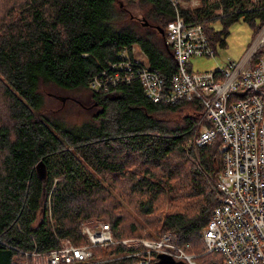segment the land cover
<instances>
[{"label":"trees","instance_id":"obj_1","mask_svg":"<svg viewBox=\"0 0 264 264\" xmlns=\"http://www.w3.org/2000/svg\"><path fill=\"white\" fill-rule=\"evenodd\" d=\"M123 1L15 0V16L0 23V264H19L23 252L56 249L64 239L81 245L80 225L92 218L106 222L117 242L145 236L143 223L151 228L155 222L157 236L150 239L171 232L186 252H206L202 230L218 203L222 163L219 139L186 147L201 106L152 103L137 79L114 92L91 91L87 84L133 45L168 80L176 64L164 30L176 12L200 24L214 48L239 20L254 38L264 26V0H198L193 8L179 7V0H139L149 6L155 26L145 25L155 29L153 37L121 8ZM42 83L86 94L96 111L79 124L66 122L44 110ZM178 113L180 120L171 117ZM40 160L44 179L35 172ZM161 202L167 209L155 215ZM115 244L93 249L98 258L119 255L114 262L92 264L135 261L127 256L135 247ZM200 257V264H223L218 253Z\"/></svg>","mask_w":264,"mask_h":264},{"label":"built area","instance_id":"obj_2","mask_svg":"<svg viewBox=\"0 0 264 264\" xmlns=\"http://www.w3.org/2000/svg\"><path fill=\"white\" fill-rule=\"evenodd\" d=\"M164 33L176 64L168 80L150 69L132 46L131 51L118 52V60L91 77L87 86L95 92H114L118 84L137 79L152 103L201 106L198 128L186 147L196 149L219 139L222 163L216 182L218 203L202 230L205 251L220 254L223 264H264V26L240 60L204 72L188 67L191 58L215 55L200 24L186 23L176 12ZM80 232L83 244L64 239L56 249L23 252L25 259L19 264H92L94 248L114 243L136 248L127 255L135 257L132 264H152L158 253L195 264L193 254L178 246L171 232L151 240L117 242L109 225L97 220L82 222Z\"/></svg>","mask_w":264,"mask_h":264},{"label":"rangeland","instance_id":"obj_3","mask_svg":"<svg viewBox=\"0 0 264 264\" xmlns=\"http://www.w3.org/2000/svg\"><path fill=\"white\" fill-rule=\"evenodd\" d=\"M198 0H179L177 1V5L181 8H193L198 5ZM121 8L127 11L128 15L132 17L137 25H144L145 29L143 30L144 33H150L153 37L157 33L155 32V29L151 28L150 26L145 25L150 24L151 26L154 25L153 20L150 16L147 15V10L149 8L148 5L141 3L139 0H124L121 2ZM15 9L16 4L15 0H0V23L2 20H10L12 17L15 16ZM11 13V17H10ZM155 26V25H154ZM213 28L215 30L221 29L220 23L215 22L213 25ZM155 38H158V36H155ZM253 40V32L248 27V25L243 22L242 20H239L235 22L232 26L228 29V34L225 36V43L223 46H218V44L215 45V55L214 57H194L189 60L188 67L192 72H204V71H213L217 67H224L225 64L228 61H238L242 58V56L247 51L249 45L251 44ZM137 51V46H135ZM39 91L43 95V107L44 110L52 112V113H59L61 114V117L65 119L66 122H69L70 124H79L84 119L90 116L94 111H96V107H90V105L87 103L88 98L87 95L82 92L72 91V92H66L62 91L58 88H56L54 85L50 83H42L39 86ZM2 112H4V108L2 103L0 102V120H5L3 116L1 115ZM184 112H187L184 110ZM182 114H173L171 115L172 118H176L178 120L181 119ZM190 155V154H188ZM56 180H62L61 177H55L54 181ZM217 180V178H216ZM217 182V181H216ZM218 201V200H217ZM178 206H174L171 208V210H177ZM129 210V212L132 214V217L134 219L138 218L134 215V212L131 211L128 207L126 208ZM167 207L164 202H161L158 205L157 211L155 215H159L161 211H166ZM170 210V208H168ZM101 221L98 218H92L85 221ZM102 223H106L103 222ZM144 225H147L146 228L142 229L143 235L142 237H128V238H122V239H144V240H151L150 238L152 236H157L156 231V223L154 222L151 226V228H148L151 223H143ZM150 227V226H149ZM149 233L150 235H147ZM148 236V237H146ZM120 240V239H118ZM70 241V240H69ZM117 241V240H116ZM71 242V241H70ZM72 243V242H71ZM73 244V243H72ZM116 245L109 244L105 246H101L99 248H107V246ZM193 250V249H192ZM108 251V250H106ZM189 253V252H188ZM206 252L203 250L200 252H196L193 250V253L190 252V254H193L194 256V263L200 264L201 262H204V258L200 257L201 260L198 258L200 255H205ZM119 255L112 254L106 252V255L102 258L94 257L95 262L99 261H112L114 262L115 259H117ZM206 260V259H205Z\"/></svg>","mask_w":264,"mask_h":264},{"label":"water","instance_id":"obj_4","mask_svg":"<svg viewBox=\"0 0 264 264\" xmlns=\"http://www.w3.org/2000/svg\"><path fill=\"white\" fill-rule=\"evenodd\" d=\"M156 29L158 31L162 32V29L159 27H156ZM35 172L37 174V176L40 179H44L46 176V168H45V164L43 163L42 160L38 161L35 165ZM156 261L152 264H184L183 261L181 260H175L171 255L166 254V253H158L156 255Z\"/></svg>","mask_w":264,"mask_h":264},{"label":"crops","instance_id":"obj_5","mask_svg":"<svg viewBox=\"0 0 264 264\" xmlns=\"http://www.w3.org/2000/svg\"><path fill=\"white\" fill-rule=\"evenodd\" d=\"M133 48H134V52H135L136 55H140V56H142V58L145 59L143 53L141 52V50L139 48H137V51H136L135 45H133Z\"/></svg>","mask_w":264,"mask_h":264}]
</instances>
